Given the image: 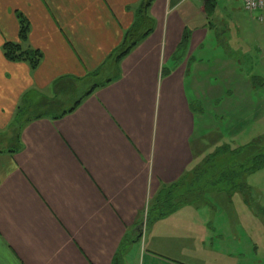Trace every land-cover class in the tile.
Wrapping results in <instances>:
<instances>
[{
    "label": "crops",
    "instance_id": "crops-1",
    "mask_svg": "<svg viewBox=\"0 0 264 264\" xmlns=\"http://www.w3.org/2000/svg\"><path fill=\"white\" fill-rule=\"evenodd\" d=\"M142 1L0 0V264H264L263 223L200 220L193 205L157 218L150 205L219 147L237 149L220 136L203 156L194 102L204 86L263 89L264 50L244 40V2L154 0L153 33L116 65ZM20 16L43 55L35 71L4 54L20 43ZM99 70L112 81L73 112L47 114L59 86Z\"/></svg>",
    "mask_w": 264,
    "mask_h": 264
},
{
    "label": "rangeland",
    "instance_id": "rangeland-1",
    "mask_svg": "<svg viewBox=\"0 0 264 264\" xmlns=\"http://www.w3.org/2000/svg\"><path fill=\"white\" fill-rule=\"evenodd\" d=\"M243 12L242 17L250 19L249 16H252L254 18L253 20L250 19L248 24L246 22L243 23V20L246 21L248 19L242 20V30H248L246 34L248 39L244 40L250 45V49L258 50L262 48L264 50V25L256 20L257 14L251 15L244 10ZM111 72L109 71V73ZM110 76L112 75L104 73L100 74L97 80L91 78L90 80L88 79L78 83H66L61 87L59 86L57 91H55L56 95L55 93H51L49 97V101L51 99H58L56 108L51 106L54 111L47 114L61 112L71 108L76 101L84 96L93 84L104 82ZM262 81L264 82V76L261 80L257 79V83L259 84ZM200 94V103L194 102V110H196L199 118V115L202 114L201 117L203 116V119L201 120L202 124L198 125L201 127L195 139H199L198 142L202 144L201 150H205L203 156L206 152L211 153L215 150V144L220 139V136L219 145L229 144L233 148L247 147L262 139L264 141V101L260 102L256 107V111L254 109L252 110V104L250 103L256 98L258 99L260 95L261 97L259 99L262 98L264 100V97H262V95L264 96V87L263 89H259V91L253 89L252 96H250L249 92L243 93L242 95L235 93L212 95L205 86L200 89ZM200 108L202 111L199 112L198 110ZM243 183L245 186H250L251 191L253 190L252 198L254 199L253 203H255V208H252L257 210V214L244 202L241 194H235L232 197V195L224 193L223 190L217 189L210 191L213 193L205 199L210 203L193 205L203 207L204 213L199 214V217H201L200 220L208 218L212 222L219 223L237 222L244 224L255 222L264 224V169L250 175ZM172 202L174 203L175 201L173 200ZM152 204H156V202L150 205ZM209 206H215L217 210L211 212L207 208ZM206 208L208 211H205ZM194 218V220L198 221L196 216Z\"/></svg>",
    "mask_w": 264,
    "mask_h": 264
},
{
    "label": "trees",
    "instance_id": "trees-1",
    "mask_svg": "<svg viewBox=\"0 0 264 264\" xmlns=\"http://www.w3.org/2000/svg\"><path fill=\"white\" fill-rule=\"evenodd\" d=\"M154 0H143L138 11L136 12V21L130 30L125 34L123 44L111 56L110 61L116 65L126 57L136 46L143 42L150 34L153 33L155 22L148 17L147 12ZM21 30L20 43H7L4 46L5 57L11 62H27L31 69L35 71L43 58L41 52L32 50L28 46V34L30 31L29 23L20 16ZM188 37H186V40ZM184 41L182 48H185L187 41ZM101 70L93 73L91 77L99 76ZM112 79L104 83L93 85L88 92L84 94L74 106L64 111V114L59 119L73 112L82 101L90 96L97 88L103 87L110 83ZM42 115L36 117H26L23 115L24 121L30 122L33 118H41ZM206 165L193 173V178L190 181L175 183L169 187H164L160 193L152 200L156 204H152L151 212H155L157 218H163L174 212V210L184 205H200L210 203L205 200L212 190H223L229 195L241 194L245 203L249 205V186H245L248 176L255 174L264 169V141L259 140L250 146L232 149L229 146L219 147L214 153L206 158ZM248 190V191H247ZM175 201L174 203L172 201ZM179 200V201H178ZM232 200V199H231Z\"/></svg>",
    "mask_w": 264,
    "mask_h": 264
},
{
    "label": "built area",
    "instance_id": "built-area-1",
    "mask_svg": "<svg viewBox=\"0 0 264 264\" xmlns=\"http://www.w3.org/2000/svg\"><path fill=\"white\" fill-rule=\"evenodd\" d=\"M244 9L247 13L257 14L256 20L264 25V0H243Z\"/></svg>",
    "mask_w": 264,
    "mask_h": 264
}]
</instances>
